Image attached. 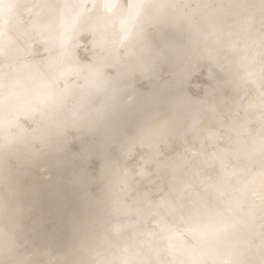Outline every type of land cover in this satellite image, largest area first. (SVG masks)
I'll return each instance as SVG.
<instances>
[{
    "label": "rangeland",
    "instance_id": "374dc122",
    "mask_svg": "<svg viewBox=\"0 0 264 264\" xmlns=\"http://www.w3.org/2000/svg\"><path fill=\"white\" fill-rule=\"evenodd\" d=\"M3 1H5V3H3ZM3 1H0V9H2L0 11V13L3 14V15L0 14V16H1L0 20H2V21H0V29H2V30H0V34H2V33L3 34L5 33V34L0 35V41H1V37H3V39H2L3 43L5 41L6 42L9 41V42L7 43L8 45H6V42L4 43L8 47L1 44L2 45V48H1L2 53L0 51V55L2 54V56H4V57L2 58V56H0V63H3L2 62L3 59L5 60L4 61L5 64L7 61H9L7 64V66L8 65L9 66L7 67L8 69H6V70L10 69V71H12L11 68H13V66H14L13 69H15L16 68V61L18 58L22 57L21 59L24 61L25 56H27L26 58L28 60V58H29L28 55H30L32 57V55L35 54L36 56L34 55V57L36 58L37 55L39 54L38 52H41V53L46 52L43 54H45L46 56H49V55L51 56L52 54H55L56 52L61 51V52H59L61 54L57 53L58 55H62L61 57H63V55H69L70 54L69 55L70 57L68 56V58L66 56H64L67 58L66 61L68 60V63L65 64L64 63L65 60H63V59L61 62L64 61L63 64L66 65L67 70L70 69V71L73 70V72H71L72 74L67 73L66 75H64L63 79H62V77L57 79L58 80L57 84L59 85L60 89H62V91L56 90V89H53L54 91L53 90L51 91V88L49 87V82H47L48 87L43 88V92H42V95L44 96V100L46 99V97L50 96V94H51V96L55 95L54 97L58 96L59 100H61L58 102V108H59V112L61 113V115L63 117L61 120H59V123L56 122L58 124L55 127L57 128L58 126H60L62 129L57 130L58 133L54 132V130L56 128L49 130V133L50 132L54 133L53 135L51 133V136H53V137L49 136V138H51V139H48L52 143L50 141H48L47 143L45 141L44 142L41 141V143L36 141L37 144L39 143L41 145V146L40 145L38 146V145H36V142L34 140H32L33 142L31 141V144L30 143L29 144L31 146L33 143V145H32L33 148H35L36 146L41 147V149L43 148V150L46 148L44 152H42L43 150L41 151V149L38 147L35 148L36 149L35 151L38 153V155L41 156L40 157L41 159H39V157H37L38 155L35 156L36 152L34 150L30 149L34 152V153L32 152L33 155L31 154L32 156H34V157H31V158H34V160L33 159L26 160L23 163L24 164L23 168L20 165H19V167L17 166L16 167V168H18L17 173H15V172L12 173L11 178H10L11 182L10 183H4V184L0 185V193L5 191L7 188L9 189V187L12 184L13 185V191H14L12 193L16 194L14 196V198L11 199L10 201L5 202V203L3 202L1 205L2 209H0V210H2V211H0V245L3 244L2 247L0 248V249H2V251L0 250V264H113V263H111L112 261H114L112 259L119 258L120 256L118 253L120 251H121L120 252L121 255H124V253H127V256H129V255L132 256L134 264H144L142 262V259L144 256L141 254V252H142L141 249L144 250L143 245H148V243H149L150 244L149 248L145 246L146 247L145 250H147V248H148L147 251L152 252L153 254H155L156 252L159 251L158 249H157L158 250L157 251L155 248L156 245L159 246L158 245L159 242L155 243L156 242L154 240L155 238L158 239V237H160L159 238L160 240L158 239V241H160V244L163 247V251L165 248L168 249L167 246H165L166 245L165 242H167L166 239H168V237H165L166 239H164L165 235L170 236L171 233H173V234L175 233L176 235L175 234L174 235L172 234L173 236L171 235V237L174 238L177 235H179V233H181V231H184V233H182V234H185V235H181V236L179 235L175 239L182 237V238H184L183 240L186 239L185 240L186 242L189 241L191 236L188 235L185 230H182L183 228H180V227H177L175 225L170 224L168 219H166L165 217L163 218V216L158 215V213H155L157 210L156 208L159 209L160 208L159 205L163 201L162 200L163 198H160V197L161 196L163 197L165 195H168L169 197L174 195L175 197H173V196L172 197L176 201L181 200V201L176 202L178 209L181 211L192 210V205L195 207V201L193 202V200H195L194 191H193V189L189 190V187L191 188L190 183L185 182V183H182L181 186H180V184H179V186H177L178 188H181V187L182 188L179 189L178 191H176V193L180 192V191H182L183 193H187V194H183L182 192H180V195H179V194H175L174 193L175 191L173 192L171 189V187H173L172 185H174V184L178 185V184H176L175 181L171 182V180H169L166 183H164V181H162V177L158 176V174H162V171H163L161 160H166L165 158H167V157H168L167 159L176 160L178 157V159L174 163L175 168H176L175 171L176 170H177V172L179 171V168H180V167H178V165H179L181 167L183 166L182 168H180V169H183V170L179 171L180 174H182V173L187 174L189 172L190 173L194 172L193 173L194 176L202 183L204 190L206 192H208L205 194L206 195H208L209 193L215 194L214 197L216 199L212 195L213 199H215V201L220 200L218 198L221 196H219V194L216 195V193H220V191L217 189V184L213 183L211 181L212 180L211 178L215 174L214 169L216 168V166L218 164V160L214 156H212V154L210 153L209 145L211 143H214V142L220 144V143H228L230 141L232 142V141L238 140L237 137L230 135L231 130H233V128L235 127V125H237L238 122H240L239 124H242L243 126L246 127L245 132L242 133V135H241L244 139H253V138H256L257 136H259L258 134L263 133L264 120L262 122L261 118H259V117L256 118L255 116L252 115V113H250L253 111L252 109L250 110V108H252V107H254V108L257 107L258 110H260L261 112L264 113V98H263L264 96L262 95L259 87H256L252 83V80L249 77H246L242 83V88L240 90V94L238 96V99H236V97H233V95H229V96L224 98V101L222 100V103H224V105L226 103L225 107H231L232 108L229 111L234 110L232 112L233 114L230 117L231 121H229V119L227 120V118L226 119H224V117L222 118V116L219 114L216 115L217 113L214 114V119L219 120V118H220V120H219L220 122H226L227 127L224 130L221 129L217 132L216 131L198 132L197 131L198 129H197L196 130L197 132H196L195 130L192 129L193 131H195L197 133V135L199 137L196 136V134H195V137L198 138L196 140L195 139L192 140L195 143H193L192 141L187 143V141L185 140L186 136L189 135L190 133L194 134L195 132L193 133V131L189 129V128H192V126L190 127V125H188L186 123V122H188V120H186L185 123L181 124V125H183L184 128H182V126H180V128H182L181 132H184V130L187 128L186 130L189 131V132L187 131L189 134H185V136H184V135H182V133H178V135L180 137L181 136L182 137L181 138L178 137V139H177V136H173V137L171 136L170 137V136H167L166 134H164V136H165L164 137V136H161L163 133L162 134L157 133V134H155V137H156L155 142L153 141L151 143L152 145L156 144L157 146H150L149 145L150 146L149 147L147 145L146 146H142V145L140 146L139 144H136V145H134V147L131 151L120 153L117 150V146H116L115 141L117 138L120 137V135L122 133H125L126 137H128L129 133H132L133 129L145 119H149V120L153 119V123H154L159 117H161L163 115V113H164L163 110H165V111L167 110V108H166L167 106L164 103L167 102L168 98H170V99L172 98L176 102H181L180 107L182 108L184 106L183 104L187 103V99H189V97H193V98L194 97L195 98L202 97V95L205 93V91L207 89L204 85L207 86V84L203 81V79L200 76L195 75L189 79L188 84H187L185 89L184 88H178V89L170 90L171 85L175 81V78L173 77V75L171 73H169L168 69H166V65H168L170 62H172L174 60V58L176 57L177 49H175L174 50L175 52H173V53H168L167 56L165 58H163V59H165V61L164 60L162 61V63H163L162 66H160V60H155L152 58V56H149V57H147V59L150 60V62L147 63V60L144 59V61H143L144 66L145 65L146 66L140 67L142 70L140 68H137V70L131 69V72L126 71V70H122L121 67L123 64V58L125 56H127L128 48L133 46L135 39H136L135 37H137L138 35L147 36L146 38L152 36L151 31H153V30H151L152 26H150L151 21L149 18L143 17L147 14L146 8L140 9V10L128 9V12H126V13L119 14L118 16L113 17V19L109 18L111 20H109V19L104 20L103 24L105 26L102 24V20L99 18L102 16H99L98 19L95 18L98 22V25H100V26H98L99 28L97 27V25H95L96 26L95 28H97V30L94 31L95 28L94 29L91 28V29H93V32H96V31H98V29H100V27H103V28H101L100 33L98 31V33L96 32L94 34L91 33V30L90 31L88 30L87 24L89 25V22L91 24H97V22H96V20H95V23H94V21L93 22L87 21L84 24V22H83L84 11H83L82 14H80L77 18H75V20H74V17L71 19L73 22V28L70 31L71 32L70 34H72V32H73V34L71 35L69 41H72V43L74 41H76V42L73 44L72 43L69 44L70 42L66 39V37L65 38L61 37V38H56V39H54V37L50 38V35H51L50 30H51V32L53 31V29H51L52 26H50V30L45 29V28H49V26H48L49 24L52 25L51 20L40 21L42 23V25L39 26L41 29H38L39 27L38 28L33 27V25L37 26L38 22H37V20L34 21L35 20V19H33L34 17L31 18L29 11H27V9H28L27 4L32 3V2H29V0H27L29 3L26 1L25 3H27V4H23L25 6L22 5L23 8H21V6H20L19 7L20 9L18 8L15 11L16 17H13L14 19H12L13 21L16 20L15 26H14L13 21L10 18H8L9 20L7 19V17H10V16H8V10H7L8 9L7 7L9 5H7L8 3L6 2V0H3ZM154 1L155 0H152V2H154ZM116 2H119V0H116ZM126 2H128V1L125 0L124 3H126ZM12 3H13L12 5L14 6V5H19V3H21V2H20V0L19 1L17 0V1L12 2ZM16 3H18V4H16ZM121 3H119V6ZM199 3L201 4L202 9H204L207 6V4H209L208 0H199V1L193 0L192 2H190V1L187 2V4H190V6H193L194 8H196L199 5ZM177 6H178V3H177ZM4 8L6 9V13L5 12L3 13V11H5ZM259 8L264 9V0L257 7V9H259ZM197 10H199V9H197ZM20 11H21V13H19V14H21V16L18 14V12H20ZM25 11L27 12V14ZM159 11L160 12H158V13H160V14H162L164 12V10H159ZM86 17L87 16H85V18ZM16 18H18V19H16ZM20 18L21 19L23 18V20H25V21L27 20V21L25 22V21L21 20L22 23L24 22V24H22V23H20V21H17V20H20ZM27 18H29V19H27ZM217 18L225 20L224 18H226V16L225 15H218ZM103 19H105V18L103 17ZM227 19H228V21L233 22V25H238L239 27H241L242 25L244 26V22L246 21V17H244V16L238 17L236 20L234 18H229V16H228ZM107 20H109V21H107ZM9 21H12L11 22V24L13 23L12 24L13 26L11 25L12 27H10V23H8ZM29 21L32 23H30ZM137 21H139V23H140V26L138 27V29H136V27L138 25V24L136 25ZM192 21H193V19L191 20V22ZM44 22L45 23L48 22L47 25L45 24L46 27L44 28V31H43L44 33L46 32L45 35L42 32V29H43L42 27H44L43 26ZM74 22H75V24H74ZM191 22L189 19L188 22L185 24V26L182 28L180 41L178 42L179 49L183 48L186 45L189 38H191L190 36H192L193 38L194 37L198 38L201 34L199 32L191 30V26H189V23L191 24ZM6 23H8V26L5 28ZM78 24H82L81 29H82V27H83V29L87 28L86 32H88V33L85 32L87 35L82 37V35H84V32L82 30L81 31L79 30L80 26ZM19 25H21V26H19ZM23 25H24V27H23ZM84 26H85V28H84ZM92 26H94V25H92ZM17 27H19L21 30ZM262 27L264 28V21L262 22ZM7 28H9V29H7ZM27 28H29L30 30L33 29V30H35V32L36 31L40 32L36 35V37H40V38L36 39L34 36L33 37L34 39H29V41H27V39H24L25 37H22V35L26 36L30 32V30L29 29L27 30ZM14 29H17L19 31L17 32V30H14ZM8 31H11V32H8ZM161 31L162 30H160L159 32H161ZM189 31H193V35L189 36L187 34ZM23 32H25V34ZM89 32L91 33L92 37L90 36ZM150 32H151V34H150ZM12 33H14L15 36H17V35L18 36L15 37L12 35ZM21 33H23V34H21ZM42 34L44 36H47V37L43 38ZM95 34H97V35L100 34V35L96 37ZM5 35L8 37H6ZM9 36H12V37H9ZM41 36L43 38L42 40L46 43L41 42L42 41ZM93 36H95V37H93ZM21 37H22L23 41L21 40L22 41L21 42L19 40L20 41L19 42L18 39H21ZM13 38H15L14 41H13ZM46 38L48 41L44 40ZM80 38H81V40H79ZM5 39H7V40H5ZM38 39L41 40V41H39L40 44H39V42H36ZM161 39H163V38H161ZM31 40H32V42H33V40H36V41H35V43L34 42L32 43ZM261 40H264V38H262ZM26 41L30 42V43H28V44H30L29 46H26L27 45ZM62 41H63V43H62ZM79 41H81V42H79ZM12 42H14L15 45L17 44V46H19V47L16 46V48H15L16 52L10 51V53H9L8 49L10 48V44ZM156 42H158V41H156ZM18 43H20V45H18ZM76 43L78 45H76ZM261 43L264 45V41ZM43 44H45V45H43ZM39 45L41 47H39ZM67 45L70 46L71 48L75 47L73 49H76V50L78 49V51L80 53H78V51H77L76 52L77 54H75V55L71 54V52L74 53L75 51L73 49L72 50L74 52L69 50L71 48L67 47ZM63 46H64V48L66 47V49L68 48L67 51L69 52V54H64L62 52V50L64 48L62 50H61V48ZM24 47H25V49H23ZM43 47H44V49H43ZM89 48H91V49H89ZM92 48H95V49H92ZM2 49L7 51V54H5L6 52L3 51ZM21 49H22V51L23 50L24 51L22 52ZM55 49H58V50H56V52H53ZM124 49H126V52L124 51ZM33 50L35 51V53ZM46 50L53 52V53L51 54L50 52H47ZM51 50H53V51H51ZM88 50L89 51L93 50L90 52V53H92L91 55H90V53H88L89 52ZM94 50H97V51H95L96 54H94L95 53ZM67 51H66V53H68ZM12 52L16 53L18 56H21L22 54L23 55L21 57H18V56H16V54H12ZM20 52H21V54H20ZM31 52H33L34 54H32ZM113 52L115 54H113ZM10 54H12L13 56H11V57L9 56L10 58H8L7 56ZM78 54H80V55H78ZM108 54L109 55L113 54V55L109 56ZM73 55H74V57H71ZM76 55H78V56H76ZM15 56L17 59L14 58ZM90 56H93V58L92 57L90 58ZM6 57H7V60H6ZM31 57L29 58L30 60H28V62L23 63V64L30 63L29 61H31ZM35 58H32L34 62L31 61L32 63H30L28 65L35 67L39 63L40 66L38 65L37 67H35V69L39 68L37 71H40L39 73H42L41 68L43 66H41V64H43V62L41 60H38L37 58L36 59ZM77 59H79V60H77ZM27 60H25V61H27ZM70 60H72L73 62L75 61V62L72 64V62ZM76 60L80 61L79 63H82L84 66H87L88 69H90L91 71L97 69L98 62H100V61L104 62L105 63V64H103L104 66H101V64L99 65V66H101V68L99 70H105L108 73H106V75L100 74V76L102 77V80H100V84L98 83L97 79L94 78V81L91 84H89L86 89H82V90L80 89L77 92L76 91L73 92V91L68 90L66 92L65 86L67 84L73 85V83L80 84L82 82L81 78L77 77V75H76L77 70L74 71V69H71V68H75L74 64H76L80 67L83 66V65L77 64ZM13 61H14V63H13ZM36 61H38V62H36ZM11 62L15 65L11 64ZM70 62H71V64L69 65ZM157 62H159V63H157ZM110 63H111V65H109ZM5 64L0 65V67H2V66L5 67L6 66ZM10 65H11V68H9ZM190 65H191L190 68H193V67H195L196 63H190ZM69 66H71V67H69ZM236 67L240 68L239 65ZM74 72H76L75 75H73ZM28 76H29L28 74L25 76L26 78H24V81H22V84L24 82H28V83H31L33 85V81H32L33 79H31V81H29L27 79ZM45 76H46L45 74H43V73L41 74V77L43 79H45L46 81L47 80L49 81L50 78L54 77V74L47 73V76L49 77V78H47V76H46L47 79L44 78ZM224 81H226L224 78V75L223 76L221 75V77H220L221 83L220 84L226 83ZM62 82H63V84H62ZM22 84H19L18 85L19 87L16 86L17 90H14L16 87L13 88L12 94L11 95L9 94L10 96L7 95V97H8L7 100L5 98L6 95L3 98L4 102H7V101L10 102L9 105L14 102L13 105L11 104L12 107H8V108L13 109V106H15L17 103H19L18 105H20L22 103V107H23V108L21 107L22 111L21 110L19 111V109H17L18 108L17 107L18 105H17L16 106L17 108L15 107L16 112L13 110L14 113H12V111L10 110V112L12 114L9 115L8 117L6 116L7 118H9L11 116L12 117L11 121L17 122V123H19V121L22 122L23 120H29V119H31V121H32V119H34V120L36 119L37 121H40V120H42V118H45L49 121L59 119L58 117H56V115L58 113L49 112V110L47 111L46 108L40 107L38 105L37 98L28 96L26 99L23 96H27V95H23L22 96L23 100H22L21 94H23V93H19V92H21V90H22V92L27 91V89H25V87L27 88L30 85V84L27 85L26 83H25V85L24 84L22 85ZM121 84H124V87H123L124 89L121 92V97H120V100L118 101V106L111 108L109 111L105 110V112L102 114L101 106L107 101V97L109 98V95L115 89H118V87H120ZM125 84H126V86H125ZM62 85H64V86H62ZM69 85L67 87H71ZM22 86H24V87H22ZM18 88H19V90H18ZM202 88H204V89L202 90ZM183 89L186 93L183 91ZM64 91L66 92V94H63ZM58 92H60V93H58ZM45 93H46V95H45ZM61 93H62V95H61ZM93 93H96V94L92 98L91 94H93ZM14 94H16V95H14ZM52 94H54V95H52ZM42 95L40 97H42ZM150 95L151 96L154 95L155 97L152 96L154 99L152 97H150ZM146 96H149V98L151 99L152 102L149 105L151 106V108H154L153 110L146 112L143 110L144 107L142 105L140 106V109H133L132 107L129 106L130 103H136L137 104L138 102L143 101ZM14 97H16V98L21 97V101H23V102H21L20 99L19 100L17 99L18 101H15ZM29 98H31L30 101H32V102H30V103L31 104L33 103L32 105L29 104V101H28ZM34 99L36 102L34 101ZM24 100H26L27 103L24 102ZM219 100L220 99L218 97L217 102ZM34 103H35V105H34ZM127 104H129V105H127ZM163 104L165 106H163ZM207 104H205L204 106L210 110L211 109L210 104L209 103H207ZM33 105H34V108H33V110H31L30 107ZM160 107L163 109H161ZM248 108H249V110H247ZM74 109H76V111ZM0 110H2V109L0 108ZM35 110L40 112V114H38L37 112L34 113L33 111H35ZM72 110L74 113L75 112L76 113L73 114ZM154 110H156V111H154ZM78 111L79 112L83 111V112H81L82 114L78 115L77 114V113H79ZM94 111L96 113L98 112L97 114H101L100 117H102V118H101V122L98 123L99 125L103 121V123L105 122L106 124H108L110 126L105 127V132H101V134L99 133V134H96L92 137H88L90 135H89V131H87V129L92 128V130H93V128H95V126H96V122H97V118H98V115L96 113H95V115L91 114L92 112L94 113ZM229 111H227V112H229ZM246 111H250V112L245 113ZM63 112H65V113L63 114ZM70 112H71V114H70ZM167 112H169V113H167ZM0 113H1V115H3L2 119H1V115H0V124L2 123V125H3L2 127L0 125V128H2V131H4V132L1 131V133L3 135L0 134V136H5V134L7 133L5 130L6 128H4V126L7 123L5 121H7V120L9 121V119H11V118L4 119V115L6 114V112H0ZM3 113H5V114H3ZM87 113L88 114L90 113L91 116L93 115L92 116L93 118H94V116H95V118L97 117L96 121L93 120V118H90L91 117L90 115H89L90 117H88V115H84L83 116L84 118L82 117L83 114H87ZM164 114H165L164 116H167V117H164L165 119L164 118L162 119V122L167 123V124L166 123L164 124V128H165L171 120L170 117H172L171 108L169 109V111L167 110ZM168 114H170V115H168ZM51 115H53V116L55 115V116L53 117ZM75 115H77V117ZM80 115L83 118V120H82V118L80 119ZM85 116L88 119L89 118L90 119L88 120ZM168 116L170 119H166V118H168ZM215 116H216V118H215ZM72 117H74V118H72ZM14 118H16L15 121H14ZM68 118L73 119L74 127L72 126V119L68 120ZM78 118L82 121V123H83V121H87V124H88L89 121L90 122L92 121L93 126L91 125L90 122H89L90 124H88V126L90 125V127L85 126L86 122L83 123L84 125H82L81 121L79 122V124H78V122H74L75 120L78 121L79 120ZM2 120L4 121V123L2 122ZM16 120H18V121H16ZM64 120H65V124L63 122ZM66 120H68V122L69 121L71 122V127L68 125L70 123H67ZM62 123L64 124L63 126H62ZM74 123H76V125ZM184 125H186V126L188 125V127H186ZM67 126H69V127L67 128ZM154 126H156V123H154V125L152 127H154ZM239 129H241V128H239ZM258 129H259V131H257ZM63 130H65V131L62 133L61 131H63ZM81 130H82L81 133H83V131H84V133L86 135L81 134L80 133ZM186 130L184 133H187ZM225 131H226V133H225ZM86 132H88V133H86ZM90 132H91V130H90ZM60 133H62L61 135H63L64 133L65 134L63 136H60V138H58L59 137L58 135ZM143 134L144 133L142 132V135ZM56 135H57V139L53 140ZM262 135H264V134H262ZM160 137H162V139L167 138V140L165 139L166 143L164 142V140H162L164 143L163 142L160 143L161 142ZM47 138H48V135H47ZM3 139H5L4 141H8V142L10 141L6 138H3ZM176 139L179 142H182V144L179 143L178 141H176ZM181 139H183L185 142ZM157 140H159L160 142ZM197 140H199V141H197ZM260 140H261V143L260 142H254L253 143L254 145H252L250 147L253 150H255L254 148H257L261 151V153H263L262 161H261L260 166H259L261 169H263V172L261 175H259L260 182H258V185H259L258 189H259V191H261V194H262L261 188L264 187V139L261 138ZM4 141L2 140L0 142V144H1L0 146H2L4 143H7ZM29 142H30V140H29ZM157 142H158V144H157ZM175 142H178L180 145L178 143H175ZM42 143H44L46 145V147H42V146H44V145H42ZM48 144H49V146H47ZM163 144H165L166 146ZM181 145H184V146H182V149L180 150L179 148L181 147ZM10 146H12V145H10ZM10 146H8V145L6 146V144H4V146L0 147V149L4 148L6 150H10V148L11 149L13 148V146L12 147H10ZM176 146H178V147L180 146V147L178 148ZM28 147H29V145H28ZM191 147H192V149H189ZM176 148H178L179 150ZM37 149H40V150H37ZM63 149H64V152H63ZM176 150L182 151V152H178V151L176 152ZM39 151H41L42 153L40 154ZM187 151L190 152L191 157L188 156L189 152H187ZM244 152H247V151H244ZM244 152L237 154L236 156L234 155V158L228 157L229 162H234L237 164V165L232 166V167L230 165L226 164V167L230 168L231 174L234 175V177L230 175V177H233V178H231V181L233 184L230 183V186H231V188L229 189L230 192L232 190L236 189L238 186L241 188L244 187V185H242V184H241L242 186L238 185V184H236V181H233V179L236 180V178H238L237 175H240L239 171H236V169L237 170L239 168L243 169V166H241V164H239V163L243 159H245L247 154H248V153L245 154ZM172 153H174V154H172ZM201 153L207 154L208 158L212 162L211 167H206V166L201 165V162H200L201 160L199 158V155ZM176 154H179V155H176ZM182 154L184 155V157H182L183 156ZM185 154H188V155H185ZM65 155H67V156H65ZM164 155L167 157H165ZM170 155H173V156H171L172 158L170 157ZM107 156H110L111 160H113L114 163L112 166H109L108 169L103 170L101 167L103 166L104 160L106 159ZM175 156H176V158H175ZM35 157H37L38 161L35 160ZM179 157H180V159H179ZM186 158H188V159H186ZM63 159H65V161H67V159H69V160L72 159L74 162L72 172L80 175V177L86 175L89 184H87L82 189V192L81 191L79 192V190H77L76 192L79 195L75 196V198L72 201L68 202V204L69 203H72V204L70 205L71 211L68 212L67 216L63 215L62 218H58L54 214L55 211H57V209H55V206L53 203H56V201L55 202L52 201L51 200L52 196L50 197V193L49 194H47V193L49 192L48 190H50V188H49L50 184H51V186H57V184L60 183V178H59L60 174L57 172V167L55 168L54 166H55V164H56V166H58V164H59L58 162L61 163L63 161ZM181 159H182V161H180ZM185 159L187 161H184ZM248 160L250 161L249 158H248ZM178 161H180L179 163H181L182 165L179 164ZM188 163H189V165H188ZM11 164H12L11 166L13 168H15V165H17L13 159H12ZM184 164L186 167L184 166ZM20 168H22V169L20 170ZM139 170L140 171L142 170L143 173L139 174L140 173ZM138 171H139V173H138ZM175 171H174V174L178 175L179 173H177V172L175 173ZM242 171H245V169L240 170V173L244 174L245 172H242ZM218 172H219V170H217V173ZM148 173H150V175H152L151 176L152 179H150V175ZM177 175H175V176H177ZM140 176H142L145 179V183H143L141 181H139L140 183L138 182V179H136V178H138ZM175 176L172 177V180H174V178H177L175 180L179 179L178 177H175ZM240 177H241V175H240ZM120 178H124L125 180H127V183L129 185V190H130L129 193L122 194V193H120L119 190H116L115 187H116L117 182L119 181ZM130 180L132 182L134 181L136 183L133 182L134 183L133 184ZM177 182L181 183L179 181H177ZM142 183L145 185H143ZM183 184H185V185L183 186ZM170 185H171V187H170ZM234 185H236L237 187ZM47 186L49 189L47 188ZM44 187L47 188L46 189L47 193L44 192L45 191ZM177 187H175V190L178 189ZM232 187H234V188L232 189ZM169 189H171V190L168 193ZM183 190H186L187 192H185ZM215 190H217V191H215ZM189 191H190V193H189ZM234 191L236 192V190H234ZM32 192L34 194L30 198V196H31L30 193L32 194ZM41 192H43L44 194L43 193L41 194ZM139 192H141V193H139ZM170 192H173V194L171 195ZM250 193H251V191H250ZM181 195H184V196H181ZM249 195H251V196H249ZM34 196H36V197H34ZM43 196H45V197H43ZM168 196H166V198H168ZM248 196L250 198L251 203L254 204L256 210L253 213L252 217L250 218L251 221L246 220V222L247 223L248 222L254 223V222L258 221V222H256V223H259L258 225L255 226L256 223L253 225V226H255V228L253 227L254 230L258 226V229L261 228V230L264 232V198L262 196H260L259 193H255V192L252 194H248ZM155 197H157L158 199L160 198V202L156 201L157 198H155ZM181 197H183V198H181ZM46 198H48L50 201L46 202V200H48ZM147 198L149 199V201L152 204L147 200ZM150 198L152 200L154 199V201H153L154 203L152 202V200ZM176 198H179V199H176ZM190 198H193V199L189 200ZM231 199L235 200V202H232L233 200H231ZM85 200L87 201V203L92 204V206H94V207H96L99 204L101 205L100 208L103 209V213L105 215V221H112V224L114 223V221H116L114 224H117V222H118L119 224L116 226H119V227H120V223L123 222L122 223L123 225H121L120 228L116 227L117 230L113 229L112 232H110L108 230V231H106L100 235V237H99L100 246H93V244H94V243L92 244L93 231L92 230L89 231V229L86 228L83 224L90 217L87 214V212L81 211V208L84 207ZM229 200H231V201H229ZM236 200H237V198L232 197L230 199L225 200L226 204H224V201H223L221 206L226 205V207H227V208L226 207H224V208L220 207V209H222L223 213H225L227 215L229 214V212L234 213L235 212L234 208H233V210H231L232 208L230 206H231V203H233L232 207H235V209H237L236 202H238V201H236ZM42 201L46 202L47 204L43 203ZM228 201L230 202V204L228 203ZM39 202L41 204H39ZM134 202L139 203V206L137 203H134ZM145 202H147V203H145ZM155 202H157V203H155ZM42 203L45 204L43 207H42ZM144 203H145V206H144ZM158 203H159L158 207L155 208V206H152L153 204L157 205ZM188 203H190V204H188ZM146 204H148V205H146ZM186 204H188V205H186ZM40 205H41V208H40ZM141 205H143V206H141ZM146 206H148V207H146ZM228 206L230 207L229 209H228ZM22 207L24 208L23 210L21 209ZM88 207H89V205H88ZM152 207H154L156 210ZM183 207H185V208H183ZM57 208H61L59 204H58ZM224 210H227V211H224ZM123 211H124V213H123ZM160 211L161 210H158V212H160ZM233 213H231V214L234 215ZM199 214L196 215L197 217H195V219H197V218L201 219L200 218L201 215H199ZM156 216L158 218H159V216H162L163 220H161L162 218L160 217L159 218L160 221L156 220V222H154V220H155L154 217H156ZM229 216H230V214L227 216L228 222L233 223V220H236L238 223L239 220H237L235 218L239 219V215L236 214V215H234V217H232V216L229 217ZM157 217H156V219H157ZM227 219L224 220V221H226L225 223L222 220V223L217 224V225L222 226L223 228L225 225L228 227V229L224 228L223 230H222V227L218 228V231H220L221 234H226L228 231L229 232L232 231V229H234V226H236L235 225L236 222H234V224H231V226H230V224L227 222ZM253 219H254V221H253ZM165 221H166V223L164 224L163 222H165ZM81 222H83V223H81ZM124 222L125 223L128 222V223L124 225ZM159 222H161L162 224ZM157 223H158V226H160V227L156 226ZM197 223L200 224L201 220L197 221ZM249 223L247 224V228H250L249 225H251V224H249ZM223 224H224V226H223ZM150 226H152V227H150ZM153 227L156 229H153ZM176 227L179 229H176ZM178 230H181V231L178 232ZM115 231L117 232L118 236H117ZM129 232L132 234L130 235ZM129 235H130V237H129ZM133 236H135L134 239L131 238ZM144 236L147 238L151 237L153 240L151 238H149L150 240H152V241H149V240H147V238H144V240L146 239L147 241L146 240L143 241ZM161 236H163V237H161ZM119 237L121 240L118 239ZM215 238H213V240ZM128 239H130V240L132 239L133 241L131 242ZM161 239H163V240H161ZM216 239H218V240H215V242L218 241V243L221 242V244H222V241H220L219 237H217ZM172 240H174V239H172ZM128 241L131 243H129ZM161 241H165V242L161 243ZM175 241L177 242V240H175ZM210 241L211 240H209V242ZM109 242H111V244ZM125 242H127V243H125ZM141 242H145L146 244H143ZM153 242H154V244H156V245H154V247L151 245ZM209 242L207 241L206 244ZM215 242L212 241V243L211 242L209 243L210 246H214V247H210L208 244L207 245L210 247L211 250L215 249L217 251V250H219L218 248L221 247L220 246L221 244L219 243L220 247L219 246L217 247L218 243H217V245H215ZM255 242L256 241L253 240L252 244H254ZM112 243H113V245H116V246H113ZM123 243H124V245H123ZM105 244L109 245V246L107 248V252L103 253L105 250L104 249ZM127 244H131V246L133 245L134 247L133 246L131 247L129 245L131 248H129V246H127L128 247V250H127V247H126ZM141 244L143 247H141ZM163 244H164V246H163ZM204 244H205V242H204ZM211 244H213V245H211ZM121 246L126 247V248H124V247L123 248L125 251L127 250L128 252H124L123 248L121 249ZM151 247L153 249L151 251H149ZM159 247H161V246H159ZM223 247H225V246L223 245L221 247V249L225 250ZM111 249H112V251H111ZM113 249H117L119 251L118 252L117 250H115V251H117L116 254L118 257L115 255V252ZM119 249H121V250H119ZM139 249L141 252L139 251ZM194 250L196 251V249H194ZM122 251H123V254H122ZM178 251H176V254L174 253L175 252L174 249L172 250V254L167 253V252H169V249H168V251H166V250L164 251L166 253L159 251L158 254L161 253V255H158L156 253L158 257L155 258L156 254L154 256L152 254V256L154 258H152V256H151L152 259L149 262L150 263L153 262L151 264H155L154 263L155 260L156 261L158 260L159 262H156V263H160V259L162 262H164L166 260V258L172 257V256H168V254L169 255L175 254L176 257L174 259L172 258L173 260L168 258L169 261L166 260V262L170 263L171 261H174V262H171V264L172 263L177 264L178 261H180V259L181 260L184 259V257H183L184 255L180 251H179V253H181L180 255L182 257H180V255H178L179 257L177 256ZM195 251H191L190 253H193V254H190L189 257L191 259L198 257V259L200 260L202 257L199 255L197 256L198 252L196 251L197 252L196 253ZM221 251L219 250V252H221ZM194 252H195V254H194ZM211 252H215V251L213 250ZM143 253H145V252H143ZM165 254H166V256H165ZM111 255L116 256V257H112ZM162 255H164L166 257L164 260H163V258H161ZM194 255H195V257H194ZM176 258H180V259L176 260ZM230 260H231V263L228 259L226 260V262L228 261L227 262L228 264H233L234 259L231 258ZM188 261L190 262V260H187V262ZM147 262L148 261H146L145 264ZM166 262H165V264H167ZM150 263H147V264H150Z\"/></svg>",
    "mask_w": 264,
    "mask_h": 264
},
{
    "label": "bare ground",
    "instance_id": "6f19581e",
    "mask_svg": "<svg viewBox=\"0 0 264 264\" xmlns=\"http://www.w3.org/2000/svg\"><path fill=\"white\" fill-rule=\"evenodd\" d=\"M0 1H3V0H0ZM15 1H17V0H6V2L8 3L7 5H9L7 7L8 8L7 9L8 10V16H10V17H7V19L8 18H10L11 20L14 19L13 17H16L15 11L20 6H21V8H23V6H25L23 4H27V3H25L27 0H20L21 3H19V5L13 6L12 2H15ZM124 1L125 0H121V1L119 0V2H116V0H29V2H32V3L27 4V8H28L27 11H29L31 18L34 17L33 18V19H35L34 21L37 20V22H38L37 26L33 25V27L38 28L39 26H41L42 23L40 21L51 20L52 25L49 24L48 25L49 28H45L48 22L43 23L44 27H42L43 28L42 32L44 31V28L50 30V26H52L51 29H53V31L51 32V30H50V33H51L50 38L54 37V39H56V38H61V37L65 38L66 37V39L69 41L71 35L73 34V32H72V34H70L71 33L70 31L73 28V22L71 20L73 17L75 20V18H77L84 11V19H83L84 24L87 21L88 22L94 21V23H95V20L98 19L99 16H102L99 18L102 20V24H103L104 20H106V19H109V18L113 19V17L118 16L119 14L128 12V2L124 3ZM126 1H128V0H126ZM188 1L192 2L193 0H155L154 2H152V0H145V3H146L145 8L147 10V14L143 17L149 18L151 21L150 26H152L151 30H153V31H151V30L150 31L152 32V36L150 35L151 37L146 38L147 36L138 35L137 37H135L136 39H135L133 46L128 48L127 56H125L123 58V64H122L121 68H122V70H126V71L131 72V69L137 70V68L145 67L146 65L144 66L143 61H144V59H146L147 63H149L150 60L147 59V57H149V56H152V58L155 60H160V66H162V64H163L162 61L163 60L165 61V59H163V58H165L168 53L175 52L174 51L175 49H170L167 47L168 42L178 44V42L180 41L182 28L185 26V24L188 22L189 19H190V22L193 19L191 24L189 23V26H191V30L199 32L201 34L198 38H195V37L193 38L192 36H190V35H193V31H189L187 34L191 38H189V40L187 41L186 45L183 48L177 50L176 57L174 58V60L172 62H170L168 65H166V69H168L169 73H171L173 75V77L175 78V81L171 85L170 90H174V89H178V88H184L185 89L187 84H188L189 79L195 75H198L203 79V81L207 84V86L204 85L207 89L205 88L206 91L202 95V97H200V98L189 97V99H187V103H184L183 104L184 106L182 108L180 107L181 102H176L172 98L171 99L168 98L167 102L164 103L167 106L166 107L167 110L169 111V109L171 108V112H172V117H170L171 120L168 123V125L164 128V124L166 122H162V119L164 117H167V116H164L165 115L164 113L167 110L166 111L163 110V112H164L163 115L161 117H159L154 122V123H156V126H154V127H152L154 125L153 119L143 120L141 123H139V125H137L133 129L132 133H129L128 137H126L125 133H122L120 135V137L116 139L115 143L117 146V150L120 153L131 151L133 149L134 145H136V144H139L140 146L141 145L142 146H146V145L147 146H149V145L150 146H157L156 144L155 145L151 144L153 141L155 142V139H156L155 134H157V133H161V134L163 133L162 135L160 134L161 136H164V134H166L167 136H170V137L171 136L172 137L177 136V139H178V137H180L178 135V133H182V135H184V136H185V134H189L188 133L189 131L186 130L187 129L186 127H188V125H190V127L192 126V128H189L190 130L193 129L196 131L198 129L197 130L198 132H201V131H203V132L216 131L217 132L221 129H223V130L226 129V127H227L226 122H220L219 121L220 118H219V120L214 119V114L217 113L216 115L219 114L222 116V118L224 117V119L227 118V120L229 119V121H231L230 117L233 114L232 112L234 110L229 111L232 108L231 107H225L226 103L224 105V103H222V100L224 101V98L229 96V95H233V97H236V99H238V96L240 94V90L242 88V83L246 77H249L252 80V83L256 87H259L262 95L264 96V45L261 43L264 41V40H261L262 38H264V28L262 27V22L264 21V9L263 8L257 9V7L260 5V3L263 0H208L209 4H207V6L204 9L201 8L200 3L196 8H194L193 6H190V4H187ZM196 1H199V0H196ZM3 3H5V1H3ZM119 3H121L120 6H119ZM177 3H178V6H177ZM16 4H18V3H16ZM112 5H118V6H112ZM197 9H199V10H197ZM1 10L2 9H0V11ZM159 10H164V12L162 14H160V13H158V12H160ZM4 12L6 13V9H5V11H3V13ZM19 13H21V11L18 12V14ZM0 14H2V13H0ZM26 14H27V12H26ZM19 15L21 16V14H19ZM218 15H225L226 16V18H224L225 20L218 19L217 18ZM85 16H87V17L85 18ZM228 16H229V18H234L235 20L241 16L246 17V21L244 22V26L242 25L241 27H239L238 25H233V22L228 21V19H227ZM103 17L105 19H103ZM16 19H18V18H16ZM27 19H29V18H27ZM111 19H109V20H111ZM21 20H23V18L22 19L20 18V20H17V21H20V23H22ZM109 20H107V21H109ZM0 21H2V20H0ZM12 21L8 22V23H10V27L13 26L12 25L13 23H14V26L16 24L15 23L16 20L13 21V23L11 24ZM23 21H25V20H23ZM96 22H97V20H96ZM8 23H6L5 28L8 26ZM30 23H32V22H30ZM22 24H24V22ZM74 24H75V22H74ZM90 24H91L90 22H89V25L87 24V26H88L87 28L89 31L91 30L92 34H94L96 32L98 33V31L100 33L101 28H103V27H100V29H98V31L93 32V29L96 27L95 25H97V27L100 25H98V22H97V24H91V25ZM78 25L80 26L79 30L80 31L82 30L84 32V35H82V37L87 35L86 33H88V32H86L87 31V28H85L86 25L84 26L85 29H83V27L81 29L82 24H78ZM92 25H94V26H92ZM136 25H137L136 29H138V27L140 26L139 21H137ZM19 26H21V25H19ZM23 27H24V25H23ZM17 28H19V27H17ZM91 28H93V29H91ZM7 29H9V28H7ZM28 29L29 28H27V30ZM38 29H41V28L39 27ZM0 30H2V29H0ZM14 30H17V29H14ZM95 30H97V28H95L94 31ZM160 30H162V31L159 32ZM18 31L19 30H17V32ZM8 32H11V31H8ZM151 32H150V34H151ZM23 33L25 34V32H23ZM23 33H21V34H23ZM38 33H40V32H38V31L35 32V30L32 29V30H30V32L26 36L22 35V37H25L24 39H27V41H29V39H34L33 38L34 36L36 39L40 38V37H36V35ZM91 33H90V36H91ZM2 34H0V35H2ZM43 34L45 35L46 32L45 33L43 32ZM12 35L15 36L14 33H12ZM44 35H43V38L47 37ZM99 35L95 34L96 37ZM17 36H15V37H17ZM95 36H93V37H95ZM6 37H8V36H6ZM9 37H12V36H9ZM22 37H21V39H18V41L19 40L21 41ZM43 38L41 36V40ZM161 38H163V39H161ZM2 39H3V37H1V41H0V51L2 48L1 44L5 45L4 43L6 42L5 41L3 43ZM14 39L15 38H13V41H14ZM5 40H7V39H5ZM41 40H39V39L37 41L33 40V42L35 43V41L39 42ZM44 40H47V38ZM79 40H81V38ZM27 41H26V44H27L26 46H29L30 44H28V43H30V42H27ZM156 41H158L161 44L160 49L154 47V42H156ZM8 42H6V45H8L7 44ZM31 42H32V40H31ZM41 42H44V41L42 40ZM69 42H70L69 44L72 43V41H69ZM75 42L76 41H74L73 43H75ZM79 42H81V41H79ZM44 43H46V42H44ZM62 43H63V41H62ZM39 44H40V42H39ZM18 45H20V43H18ZM43 45H45V44H43ZM76 45H78V44L76 43ZM16 46H17V44L15 45L14 42H12L10 44V48L8 49L9 50L8 52L9 53H10V51L16 52L15 51ZM6 47H8V46H6ZM17 47H19V46H17ZM39 47H41V46L39 45ZM67 47L71 48L68 45H67ZM63 48H64V46L61 48V50ZM73 48H75V47H72L69 50H71V51L74 50L75 52L73 51L74 53L71 52V54L75 55V54H77L76 52L78 51V49L76 50ZM23 49H25V47ZM43 49H44V47H43ZM89 49H91V48H89ZM92 49H95V48H92ZM56 50H58V49H55L54 51L51 50V51L56 52ZM65 50L67 51L68 48L66 49V47H65L62 50V52L64 54H69V52L67 51L68 53H66ZM3 51H5V50H3ZM21 51H22V49H21ZM91 51H93V50H90L88 53H90ZM95 51H97V50H94V52ZM124 51L126 52V49H124ZM5 52H6L5 54H7V51H5ZM47 52H50V51H47ZM53 52H50V53L52 54ZM59 52H61V51H58L55 54H52L51 56L50 55L46 56L45 54H43L46 52H43V53L38 52L39 54L36 57L38 60H41L43 62V64H41V66H43L41 68L42 69L41 71L43 74H45L46 76H47V73L54 74V77L50 78L51 80L49 79V81L48 80L46 81L45 79H43L41 77L42 73H39L40 71H37L39 68L35 69V67H37L38 65L40 66L39 63L37 65L35 64L36 65L35 67L28 65V64L34 62L32 58H35L34 57L35 51H34V53L31 52L32 54H34V55H32V57L27 54L29 58L31 57V61H32V62L29 61L30 63H28V64H23V63L28 62V60H30L29 58L27 60V58H26L27 56H25V59L23 61L21 59L22 58L21 56L23 54L21 56H18L16 53L12 52V54H16V56L21 57L18 59L16 58V56L14 57L15 59H17V61H16V68L15 69H13L14 68L13 65H15V64H13L14 61H13V63L11 62V64H13L12 65L13 68H11V65L9 68H11L12 71H10V69L6 70V69H8L7 67L9 65L7 66V64L9 61H7L5 64V62H4L5 60L3 59L2 60L3 63H0V65H4V64L6 65L5 66L6 68L4 66L0 67V108L2 109V110H0V112H6V114L3 113V114H5L4 119H6L9 115L14 113L13 110L16 112L17 107H18L17 109H19V111L21 110L22 103L20 105H18L19 103L16 102L17 104L15 106H13V109H11L8 107H12L11 104L13 105L14 102L9 105L10 102H8V101L4 102L3 98L6 95L5 98L7 100L8 99L7 95H9V94L11 95L13 88H15L16 86L19 87L18 85L22 84V81H24V78H26L25 76L27 74L29 75L27 77V79L29 81H31V79H33L32 80L33 85L31 83L24 82L23 83L24 85H25V83L26 84L28 83L27 85L30 84L29 85L30 87L29 86L27 88L25 87V89H27V91H24V90H23L24 92H22V90H21V92L18 91L19 93H23V94H21V97L23 95H27V96H23V97L26 99L28 96L37 98L38 105L40 107L46 108L47 111L49 110V112L58 113L57 115L56 114L55 115H56V117L59 118L57 120H52V121H49L45 118H42V120H40V121H37L36 119L35 120L32 119V121H31V119H29L30 121L29 120H23L22 122L19 121V123L11 121L12 120L11 116L9 117L11 119L7 118L10 121L9 122L7 120V121H5V122H7L6 125L4 124L5 125L4 128H6L5 130L7 133L5 132L6 133L5 136H0V140L4 141L5 139H3V138L10 140L9 142L4 141V142L8 143V144L7 143H4V144H6V146L12 145L13 148L12 149L10 148V150H6L4 148L0 149V185L4 184V183H10L11 182L10 181L11 175L13 172L17 173V169H18V168H16L17 166L19 167V165H20L23 168V165H24L23 163L26 160H31V159L34 160V158H31V157H34V156H32L34 153L32 150L35 151L36 150L35 148L40 145L39 143L37 144V142L41 143V141L42 142L45 141L47 143L48 141H50L48 139H51V138H49V136H51L52 132L49 133V130L55 129L56 128L55 126L59 123V120H61L63 117L61 115V113L59 112V108H58V102L61 101V100H59V97L58 96L54 97L55 96L54 94H52L54 96H51V94H50V96L46 97V99L44 100V96L42 95L43 88L48 87L47 82H49V87L51 88V91L53 89L62 91V89H60L59 85L57 84V81H58L57 79L61 78V77L63 79L64 75H66L67 73L72 74L71 72H73V70L72 71H70V69L67 70L66 65L63 64L64 61L61 62L63 59V60H65V62H64L65 64L68 63V60L66 61V59L68 58V56L70 54L69 55H63V57L64 56L67 57V58L64 57L65 58L64 59L63 57H61L62 55H58V54H61ZM1 53H2V51H1ZM78 53H80V52L78 51ZM12 54L8 55L7 57L10 58L11 56H13ZM20 54H21V52H20ZM91 54L92 53H90V55ZM94 54H96V52ZM113 54H115V53L113 52ZM113 54H110V55H113ZM74 55L71 57H74ZM78 55H80V54H78ZM78 55H76V56H78ZM0 56H2V54ZM3 57L4 56H2V58ZM7 57H6V60H7ZM91 57L93 58V56H90V58ZM25 60H27V61H25ZM77 60H79V59H77ZM70 61L72 62V64L75 62V61L73 62L72 60H70ZM36 62H38V61H36ZM71 62L69 63V65L71 64ZM79 62L80 61H77L76 63L83 65L82 63H79ZM157 63H159V62H157ZM190 63H196L195 67L190 68V66H191ZM100 64H101V66H104L103 64H105V63L101 62V61L98 62L97 69L92 70V71L90 69H88L87 66L83 65L82 67H80V66L74 64L75 68H71V69H74V71L77 70L76 71L77 73L74 72L73 75H75V73H76L77 77L81 78L82 82L80 84L73 83V85H69L66 83L67 84L65 86L66 92L68 90L73 91V92H75V91L77 92L80 89L81 90L86 89L87 86L94 81V78L97 79L98 83L100 84V80H102V77L100 76V74L106 75V73H108L105 70H99L101 68V66H99ZM109 65H111V63ZM238 65L240 66V68L236 67ZM71 66H69V67H71ZM221 75L222 76L224 75V78L226 80L224 82H226V83L220 84L221 83L220 82ZM46 76L44 78H46ZM47 78H49V77L47 76ZM62 84H63V82H62ZM68 85L71 87H67ZM62 86H64V85H62ZM125 86H126V84H125ZM17 87L14 90H17ZM22 87H24V86H22ZM123 87H124V84H121V86L118 87V89H115L109 95V98L107 97V101L101 106L102 114L105 112V110L109 111L111 108L118 106V101L120 100L121 92L124 89ZM184 89H183V91H184ZM203 89L204 88H202V90ZM18 90H19V88H18ZM66 92L64 91L63 94H66ZM58 93H60V92H58ZM95 94L96 93L91 94L92 98L95 96ZM14 95H16V94H14ZM41 95H42V97H40ZM45 95H46V93H45ZM61 95H62V93H61ZM152 96L155 97L154 95H152ZM152 96L150 95V97H152ZM21 97L20 98L14 97V99H15V101H18L19 99L21 101ZM23 97H22V100H23ZM218 97L220 100L217 102ZM30 99L31 98H29V100H28L29 104H31L30 102H32V101H30ZM34 101H35V99H34ZM21 102H23V101H21ZM24 102L27 103L26 100H24ZM151 102L152 101L149 98V96H146L143 101L138 102L137 104L136 103H130V105L129 104H127V105H129L133 109H140V106L142 105L145 108V109L143 108V110L148 112V111H151L154 109V108H151V106L149 105V104H151ZM207 103L210 104V107H211L210 110L204 106ZM164 104H163V106H165ZM34 105H35V103H34ZM34 105L30 107L31 110H33ZM161 109H163V108H161ZM251 109L253 110L252 112L246 111L245 113L250 112L256 118L257 117L261 118V120L263 122L264 113L261 112L260 110H258L257 107H255V108L252 107V108H250V110ZM10 110L12 111V113L10 112ZM74 110L76 111V109H74ZM247 110H249V108ZM154 111H156V110H154ZM227 111H229V112H227ZM33 112L34 113L37 112L38 114H40V112H38L36 110ZM72 112H73V110H72ZM81 112H83V111H81ZM81 112H79L77 114L78 115L82 114ZM64 113L65 112H63V114ZM75 113L73 112V114H75ZM95 113L96 112L94 111V113L92 112L91 114L95 115ZM167 113H169V112H167ZM70 114H71V112H70ZM0 115H1V113H0ZM84 115H88V117L91 116L90 113L89 114L87 113V114H83L82 117ZM97 115H98V118L96 117L97 122H96L95 128H93V130H92V128L87 129V131H89V135H90L88 137H92V136L99 134V133L101 134V132H105L106 126H110V125L106 124L105 122L103 123V121L99 125L98 123L101 122L102 117H100L101 114H97ZM168 115H170V114H168ZM51 116H53V115H51ZM75 116L77 117V115H75ZM92 116L90 118H93ZM2 117H3V115H1V119H2ZM82 117L80 115V119ZM72 118H74V117H72ZM72 118H68V120L69 119L71 120ZM83 118H82V120H83ZM94 118H95V116H94ZM94 118H93V120L96 121V118L95 119ZM170 118L168 116V118H166V119H170ZM215 118H216V116H215ZM15 119L16 118H14V121H15ZM80 119L78 121L75 120L74 122H78V124H79V122L81 121ZM3 120H2V122L4 123ZM68 120H66V122L70 123L68 125L71 127V122L70 121L68 122ZM186 120H188V122H186ZM16 121H18V120H16ZM56 122H58V123H56ZM63 122L65 124V120ZM89 122H88V124L91 123V125H92V121L90 123ZM185 122L188 124L187 126L184 125V126H186L185 127L186 132L188 131L187 133H184L185 132L184 129H183L184 132H181L182 128H184L183 125H181V124H183ZM81 123H82V121H81ZM83 123H85V126H88L87 121H83ZM83 123H82V125H84ZM239 123L240 122H238L237 125H235L233 130H231V132H230V135L237 137L238 140H235L232 142L230 141L228 143H220V144L214 142V143H211L209 145L210 153L212 154V156H214L218 160V164H217L216 168L214 169L215 174L211 178L212 179L211 181L213 183L217 184V189L220 191V193H216V195L219 194V196H221V197L218 196L219 197L218 199H220L218 201H215V199H216L214 197L215 194L209 193L211 196L209 194L208 195L205 194L208 192H206L204 190L202 183L194 176V174H193L194 172H192V173L189 172L187 174L186 173L180 174L179 171L183 170L180 168H182L183 166L181 167L179 165H178V167H180L179 171L178 172H177V170L175 171L176 168H175L174 163L178 159V157L176 160H174V159H167L168 157L164 155L165 157H167V158H165L166 160H161L163 171H162V174H158V176L162 177V181H164V183H166L169 180H171V182L175 181L176 184H178V185L174 184L175 186L172 185L173 187H171V185H170V187H171L173 192L175 191L174 192L175 194H179V195H180V192H182V191L177 192V193H176V191H178L182 187L178 188L177 186H179V184L181 186L182 183L188 182L191 184L190 185L191 188L189 187V190L193 189L194 196H195V200H193V202L195 201V207L192 205V210H186V211L179 210L178 206L176 205V202L181 201V200L176 201L173 198V197H175L174 195H172L173 192H170L173 197L172 196L169 197L168 195H165L163 197L161 196L160 198H163L162 203H160V205H159V203L157 205H154V204L152 205V206H155V208L158 207V205L160 207L159 209L156 208L157 210L154 207H152L156 210L155 213H158V215H162L163 218L165 217L166 219H168L170 224L175 225V226L180 227V228H183L182 230H185L187 232V234L191 236L190 240L187 242L185 241L186 239L183 240L184 238H182V237L175 239L179 235L180 236L185 235V234H182V233H184V231L178 230V232L181 231V233H179V235H177L176 237H174V238L171 237V235L173 233L170 232L171 233L170 236H167V235L164 236V239H166L165 237H168V239H166L167 242H165L166 240L161 241V243H164V242L166 243L165 246H167V248L169 249V252H167V253L172 254V250L174 249L175 254H176V251L179 250L184 255L183 256L184 261L181 260L180 258H176V260L180 259V261H178L177 264H187V263L188 264H224L227 259L231 263V260H230L231 258L234 259L233 264H264V232L261 230V228L258 229V226L254 230L255 226L259 224V223H256L258 221L254 222V223L248 222L249 224L252 225V226L249 225L250 228H247L248 223L246 222V220L251 221L250 218L252 217L253 213L256 210L254 204L251 203V201H250L249 196H251V195L248 196V194H252L255 192V193H259V195L264 198V187L261 188L262 194H261V191H259V189H258V187H259L258 182H260L259 175H261L263 172V169H261L259 167L260 163L262 161L263 153H261V151L257 148H254L255 150H253L250 147V146L254 145L253 144L254 142H260L261 143L260 139L261 138L264 139L263 138L264 135H262V134H264V130H263V133L258 134L259 136H257L256 138L244 139L241 135H242V133L245 132L246 127L243 126L242 124H239ZM64 124L62 123V126ZM74 124L76 125V123H74ZM0 125H1V127L3 126L2 123ZM69 126H67V128ZM72 126L74 127L73 119H72ZM180 126H182V128H180ZM88 127H90V125ZM57 128L54 130L55 133H58L57 130L62 129L60 126H58ZM239 128H241V129H239ZM90 130H91V132H90ZM1 131H2V128H0V134L3 135L1 133ZM64 131L65 130H63L61 132L63 133ZM195 131H193V133ZM257 131H259V129ZM2 132H4V131H2ZM81 132H82V130L80 131V133ZM142 132L144 133L143 135H142ZM196 132L194 134L190 133L189 135L186 136L185 140L187 141V143L194 140V139L195 140L198 139L197 137H195V134H196V136H198ZM62 133H60L58 135L59 136L58 138H60V136H63L65 134L64 133L63 135H61ZM86 133H88V132H86ZM225 133H226V131H225ZM53 134L54 133H52V135ZM81 134L86 135L84 133V131ZM47 135H48V138H47ZM51 137H53V136H51ZM160 138H161V142L159 140H157V141L162 143L163 142L162 140H164V142L166 143L167 138H165L166 140L162 139V137H160ZM56 139H57V135L54 137L53 140H56ZM177 139H176V141H178ZM29 140H30V142H29ZM32 140H34L35 142L37 141L36 145H38V146H36V147L34 146L35 148H33V146H32L33 143L30 146ZM181 140H183V139H181ZM197 141H199V140H197ZM178 142H175V143H178ZM179 143L182 144V142H179ZM193 143H195V142H193ZM4 144L2 146H4ZM49 144L47 146H49ZM157 144H158V142H157ZM28 145H29V147H28ZM42 145H44L42 147H46V145L44 143H42ZM163 145H165V144H163ZM2 146H0V147H2ZM12 146H10V147H12ZM182 146H184V145H181V147L179 146L180 148L178 146H176V147H178L181 150ZM38 148L41 149V147H38ZM178 148H176V149H178ZM30 149H32V150H30ZM40 149H37V150H40ZM45 149L43 150V148H42L41 151L43 150L42 152H44ZM64 149H63V152H64ZM189 149H192V147ZM178 150H176V152ZM41 151H39L40 154L42 153ZM244 151H247V152H244ZM178 152H182V151H178ZM187 152H189V151H187ZM242 152H244L245 154L248 153L246 158L243 159L239 163V164H241V166H243V169H245V171H242L245 173L244 174L240 173V170H243V169H240V168H239L240 170L236 169V171H239V174L241 175V177H240V175H237L238 178H236V180L233 179V181H236V184H238V185H241V184L244 185V187L241 188L238 186L239 187L238 188L236 185H234L237 187V188L235 187L236 189H234V190H236V192L234 190H232L233 192L232 191L230 192V190H229L231 188L230 183H232L231 178H233L234 175L231 174L230 168L226 167V164L230 165L231 167L235 166L237 164L234 162H229L228 157L234 158V155L236 156L237 154H240ZM36 153H35V156L38 155V153L37 154ZM172 154H174V153H172ZM176 155H179V154H176ZM185 155H188V154H185ZM65 156H67V155H65ZM171 156H173V155H170V157ZM188 156H190V152H189ZM37 157H39V159H41L40 155H38ZM37 157H35V160L38 161ZM182 157H184V155ZM175 158H176V156H175ZM199 158L201 160L200 162H201L202 166L211 167L212 162L208 158L207 154L201 153L199 155ZM248 158L250 159V161L248 160ZM12 159L17 164V165H15V168H13L11 166L12 165L11 164ZM179 159H180V157H179ZM186 159H188V158H186ZM186 159L184 161H187ZM180 161H182V159ZM180 161H178V163ZM58 163H57L58 166H56V164H55L54 167L55 168L57 167V172L60 174V176H59L60 183H58L57 186H51V184L50 185L48 184L50 190H48L49 192L47 193L46 189L48 188V186H47V188H45L46 187L45 186L44 192H46L47 194L50 193V197L52 196V199L51 198L50 199L54 202L56 201V203H53L55 206V209H57V211H55L54 214L56 217L62 218L63 215L67 216L68 212L71 211L70 205L72 203L68 204V202L72 201L75 198V196L79 195L76 191L79 190V192L80 191L82 192V189L89 183H88L86 175L80 177V175L72 172V168L74 166V162L72 159L71 160L67 159V161H65V159H63V161L61 163L60 162H58ZM113 163H114V161L111 160V157L107 156L106 159L104 160L103 166L101 168L103 170H106L109 168V166H112ZM179 164H181V163H179ZM188 165H189V163H188ZM184 166H185V164H184ZM22 168H20V170ZM217 170H219L218 173H217ZM139 171H138V173H139ZM141 171L139 174L143 173V171L142 172ZM174 171H175V173L176 172L179 173L178 174L179 176L177 174H174ZM150 173H148V174L150 175ZM175 175H177V176H175ZM230 175L233 177H230ZM151 176L152 175H150V179H152ZM173 176L178 177L179 179L175 180L177 178H174V180H172ZM136 179H138V182L141 181V182L145 183V179L142 176H140ZM177 181H179L181 183H178ZM134 183H136V182H134ZM143 185H145V184H143ZM184 185L185 184H183V186ZM175 187H177L178 189L175 190ZM115 188H116V190H119L120 193H122V194L129 193V191H130L127 180H125L124 178L119 179ZM233 188L234 187H232V189ZM171 189L168 190V193ZM186 190H183V191L187 192ZM249 190L251 191V193ZM215 191H217V190H215ZM12 192H14V191H13V185L11 184L9 189L7 188L5 191L0 193V209H2L1 205L3 202L4 203L8 202L14 198V196L16 194H13ZM42 193L43 192H41V194ZM139 193H141V192H139ZM189 193H190V191H189ZM33 194H34L33 192H32V194L30 193V195H31L30 198L32 197ZM183 194H187V193H183ZM212 195L215 199H213ZM166 196H168V198H166ZM181 196H184V195H181ZM34 197H36V196H34ZM43 197H45V196H43ZM157 197H155V198H157ZM232 197L237 198V200H236V201H238V202H236L237 209H235V207H232L233 203H231V206H230L232 208L231 210H233V208H234L235 212L233 213V212L228 211L230 214L229 217H231V216L234 217V215H236V214L239 215V219L235 218V219L239 220L238 223L236 220H233V223L228 222L227 216L229 214L227 215V214L223 213L222 209H220V207H223V208L226 207V205H224V204H226L225 200L230 199ZM48 198H46V199H48ZM160 198L159 199L157 198L156 201L160 202ZM181 198H183V197H181ZM193 198H190L189 200H192ZM176 199H179V198H176ZM147 200L149 201L148 198H147ZM231 200H233V199H231ZM231 200H229V201H231ZM48 201H50V200L49 199L46 200V202H48ZM153 201H154V199L152 200V202ZM223 201H224V204H223L224 206H221ZM229 201H228V203L230 204ZM46 202H43V203H46ZM232 202H235V200H233ZM43 203H42V207L45 205ZM134 203H137V202H134ZM145 203H147V202H145ZM145 203H144V206H145ZM155 203H157V202H155ZM39 204H41V203L39 202ZM58 204L60 205L61 208H57ZM137 204L139 206V203H137ZM148 204H146V205H148ZM188 204H190V203H188ZM188 204H186V205H188ZM88 205H89V207H88ZM141 206H143V205H141ZM100 207H101L100 204L97 205L96 207H94V206H92V204L87 203V201L85 200L84 207L81 208V211L87 212V214L91 217V218L89 217V219H87L84 223L83 222H81V223H83L84 226L89 229V231L90 230L93 231V239H92V244L94 243L93 246H100L99 237L101 234H103L104 232H106L108 230L110 232H112L113 229L117 230L116 227H119V226H116L119 224L118 222H117V224H114L116 221H114L113 224H112V221H105V215L103 213V209H101ZM146 207H148V206H146ZM230 207L228 206V209ZM40 208H41V205H40ZM183 208H185V207H183ZM21 209L23 210L24 208L22 207ZM158 210H161V211L158 212ZM0 211H2V210H0ZM224 211H227V210H224ZM123 213H124V211H123ZM231 213H233L234 215H232ZM197 214L201 215V217H200L201 219H198V218H197L198 220L195 219V217H197L196 216ZM162 216H159V218L160 217L162 218ZM156 217H154L155 218L154 222H156V220L160 221V219L158 217L156 219ZM163 218L161 220H163ZM224 218L227 219V222L230 224V226H231V224H234V222H236L235 223L236 226H234V229H232L233 227L231 228L232 231H230V232L228 231L226 234H221L220 231H218V228H221L222 226L217 225V224L222 223V220L225 223L226 221H224L225 220ZM199 220H201L200 224H198L199 222L197 223V221H199ZM253 221H254V219H253ZM122 223L123 222L120 223V227H121V225H123ZM127 223L124 222V225ZM159 223H161V222H159ZM163 223L165 224L166 221ZM254 224H255V226H253ZM156 226H158V223ZM223 226H224V224H223ZM150 227H152V226H150ZM158 227H160V226H158ZM177 227H176V229H179ZM224 228L228 229V227L226 225L224 226ZM224 228L222 227V230ZM153 229H156V228L153 227ZM116 234H117V232H116ZM131 234L132 233H130V235ZM130 235H129V237H130ZM117 236H118V234H117ZM134 237L135 236H133L131 238L134 239ZM161 237H163V236H161ZM215 237L220 238V241H222V244L226 247V248L223 247L225 250L221 249V247L223 246L221 244V242H219L221 245L218 243V241L215 242V240H218ZM144 238H147V237L144 236L143 241L146 240V239L144 240ZM149 238H151V237H149ZM149 238H147V240H149V241L153 240L152 238H151L152 240H150ZM159 238L160 237H158V239ZM213 238H215V239L213 240ZM118 239H120V237ZM132 239L131 240L128 239V240L132 242L133 241ZM158 239L157 238L154 239L156 241L155 243L159 242L158 245L161 247L154 244V242L151 245L153 247H154V245H156L155 246L156 250L158 249L159 251L166 253L164 251L165 250L168 251V249L165 248L163 251V247L160 244V241H158ZM172 239H174V240H172ZM161 240H163V239H161ZM175 240H177V242ZM209 240H211L210 241L211 243H212V241L215 242V245H217V243H218L217 247L220 245L221 247L219 246L220 248H218V249L220 251L221 250L222 251L219 252V250L216 251L215 249H213L215 252H211L213 250H211L210 247H214V246L209 245V243H210ZM253 240L256 241L254 244H252ZM207 241L209 242L207 244L210 247L206 244ZM131 242H129V243H131ZM204 242L206 245L204 244ZM109 243L111 244V242H109ZM125 243H127V242H125ZM141 243L146 244L145 242H141ZM2 245L3 244L0 245V248L2 247ZM112 245H113V243H112ZM123 245H124V243H123ZM129 245L131 246V244H127L126 247ZM149 245L150 244L148 243V245H143L144 246L143 247L141 244V247H143L144 250L141 249V251H142L141 252L139 249L141 254L144 256L142 259V262L144 264L146 261H148L147 263H150L149 261H151V259L154 258L153 256L156 253L157 254L159 253L158 250H157L158 252H156L155 254H153L152 252H148L147 250L149 248ZM211 245H213V244H211ZM108 246L109 245H106V244L104 245L105 250L103 253L107 252ZM113 246H116V245H113ZM130 246H129V248H131L133 245L131 247ZM145 246L148 247L147 250H145L146 249ZM163 246H164V244H163ZM123 247L124 246H121V249ZM126 247H124V248H126ZM124 248H123V250H124ZM121 249H119V250H121ZM152 249L153 248L151 247L149 251H151ZM194 249H196V251L198 252L197 256L199 255L202 257L200 260L198 259V257L196 258L195 255H194L195 258L191 259L189 257L190 254H193L190 252L195 251ZM0 250L2 251V249H0ZM113 250L115 252V255L117 256L116 252L118 250L117 249H113ZM115 250H117V251H115ZM127 250H128V247H127ZM127 250L126 251L124 250V252H128ZM111 251H112V249H111ZM179 251H178V253H179ZM120 252L118 253L120 257L112 259L114 261H112L111 263H113V264H134L132 256H130V255L127 256V253H124V255H121ZM143 252H145V253H143ZM195 252H194V254H195ZM178 253H177V256L181 254V253H179V254ZM122 254H123V251H122ZM152 254H153V256H152ZM157 254H156L155 258L158 257ZM175 254H173V255L168 254V256H172V257H168V256L167 257L169 259H172V258L174 259L176 257ZM158 255H161V253ZM116 256H112V257H116ZM151 256H152V258H151ZM165 256H166V254H165ZM165 256L162 255L161 258H163V260H164L166 258ZM180 257H182V256L180 255ZM168 258H166V260L169 261ZM166 260L164 262H162L160 259V263H156L159 261L155 260L154 263L155 264H165ZM187 260H190V262L189 261L187 262ZM171 262H174V261H171ZM171 262L170 263L166 262V263L171 264ZM227 262L225 264H228ZM151 263H153V262H151Z\"/></svg>",
    "mask_w": 264,
    "mask_h": 264
},
{
    "label": "snow or ice",
    "instance_id": "6c2138e0",
    "mask_svg": "<svg viewBox=\"0 0 264 264\" xmlns=\"http://www.w3.org/2000/svg\"><path fill=\"white\" fill-rule=\"evenodd\" d=\"M118 6V5H112ZM146 7L145 0H128V9H144ZM154 47L160 49L161 44L159 42H154ZM167 47L170 49H179V45L176 43L168 42Z\"/></svg>",
    "mask_w": 264,
    "mask_h": 264
}]
</instances>
